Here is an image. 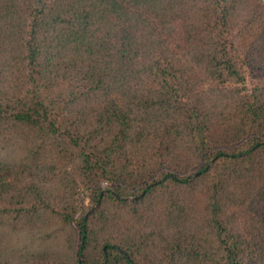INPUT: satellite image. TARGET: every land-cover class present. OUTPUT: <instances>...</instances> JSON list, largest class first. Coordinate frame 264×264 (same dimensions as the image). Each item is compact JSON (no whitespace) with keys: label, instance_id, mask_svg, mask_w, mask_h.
<instances>
[{"label":"trees","instance_id":"obj_1","mask_svg":"<svg viewBox=\"0 0 264 264\" xmlns=\"http://www.w3.org/2000/svg\"><path fill=\"white\" fill-rule=\"evenodd\" d=\"M0 264H264V0H0Z\"/></svg>","mask_w":264,"mask_h":264},{"label":"rangeland","instance_id":"obj_2","mask_svg":"<svg viewBox=\"0 0 264 264\" xmlns=\"http://www.w3.org/2000/svg\"><path fill=\"white\" fill-rule=\"evenodd\" d=\"M263 26V24H262ZM262 26H259L261 29L260 31L256 32V35H259L257 38V41H261V38L263 36V29ZM251 45H255V41H252ZM252 46L249 47L251 49ZM247 79L246 83L248 86L251 85V83H255V80H253V76L256 75L255 70L246 69ZM100 187L106 188L110 187V183L107 181H101L99 184ZM128 194L125 196V198H131L129 196L130 193L133 192V190H127ZM71 195V199L73 201V205L76 209V217H79L82 213L87 211L89 205H90V193L89 191L83 187V182L81 179L78 180V185L73 193H64V196ZM92 203V201H91ZM74 228V227H73ZM76 244V233L74 232V229L72 228H64L59 229L57 237L51 241L50 244H46V249H48L52 254H56L59 257H70L73 249Z\"/></svg>","mask_w":264,"mask_h":264},{"label":"water","instance_id":"obj_3","mask_svg":"<svg viewBox=\"0 0 264 264\" xmlns=\"http://www.w3.org/2000/svg\"><path fill=\"white\" fill-rule=\"evenodd\" d=\"M136 198V197H135Z\"/></svg>","mask_w":264,"mask_h":264}]
</instances>
